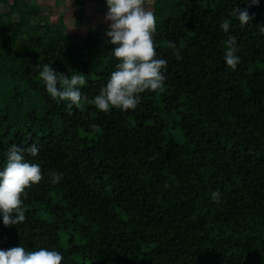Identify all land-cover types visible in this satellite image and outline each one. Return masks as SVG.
Instances as JSON below:
<instances>
[{
    "label": "trees",
    "instance_id": "trees-1",
    "mask_svg": "<svg viewBox=\"0 0 264 264\" xmlns=\"http://www.w3.org/2000/svg\"><path fill=\"white\" fill-rule=\"evenodd\" d=\"M0 3L10 6L0 12V167L12 143L36 142L38 155H25L44 172L27 189L26 219L0 216V248L56 247L64 264H264V0H156L165 88L107 112L93 100L118 63L106 33H69L43 0ZM237 4L252 14L245 26ZM229 17L235 69L223 54ZM45 62L86 76L82 108L49 95Z\"/></svg>",
    "mask_w": 264,
    "mask_h": 264
},
{
    "label": "clouds",
    "instance_id": "clouds-1",
    "mask_svg": "<svg viewBox=\"0 0 264 264\" xmlns=\"http://www.w3.org/2000/svg\"><path fill=\"white\" fill-rule=\"evenodd\" d=\"M259 4L260 0H250ZM108 5L105 18L110 21L106 36L115 47L112 52L118 58L114 70L106 84L94 95V103L102 111L113 107L121 110L135 109L146 90L162 91L167 80V58L157 54L155 33L157 17L146 0H106ZM245 26L252 20L248 8L237 4L232 13ZM232 18L221 21L220 27L227 33L224 60L235 69L242 57L238 54V37L232 33ZM170 45L176 48V55L181 56L175 41ZM39 76L43 79L49 95L57 103L65 102L68 111L82 108L88 96L81 86L86 83V76L78 71L70 75L58 71L50 63L37 65ZM93 127L98 125L93 124ZM39 145L33 142L27 146L12 143L6 154V161L0 167V216L5 225H17L26 219L27 189L44 178L42 165L26 157L25 153L36 156ZM64 173L52 170L50 179L58 184ZM222 193L219 189L211 192V199L219 201ZM0 264H64V253L56 247H26L23 243L7 249L0 248Z\"/></svg>",
    "mask_w": 264,
    "mask_h": 264
},
{
    "label": "rangeland",
    "instance_id": "rangeland-1",
    "mask_svg": "<svg viewBox=\"0 0 264 264\" xmlns=\"http://www.w3.org/2000/svg\"><path fill=\"white\" fill-rule=\"evenodd\" d=\"M25 2L29 0H24ZM47 8H43V14L50 17L52 22H59L67 27L69 33L80 31L81 34L86 35L89 30L93 29L100 32H105L110 23L105 18L108 8H78L75 0L68 1L64 7L67 8H54V0H48ZM91 7V6H88ZM9 10V5L0 3V12L4 13ZM61 14L64 17L61 19ZM174 136L180 142H184V136L180 127L174 130Z\"/></svg>",
    "mask_w": 264,
    "mask_h": 264
},
{
    "label": "crops",
    "instance_id": "crops-1",
    "mask_svg": "<svg viewBox=\"0 0 264 264\" xmlns=\"http://www.w3.org/2000/svg\"><path fill=\"white\" fill-rule=\"evenodd\" d=\"M31 1L32 0H29L27 2L29 3ZM155 1L156 0H146V3L149 6V5L153 4ZM43 2H44V5H43L42 9L43 8H47V6L49 4V1L48 0H43ZM67 2L68 1H65L64 3L60 4L58 2V0H54V8H67V7H64ZM75 2H76V0H75ZM83 2H84V5H79V4L76 3V5H78V8H108L106 0H83ZM88 6H91V7H88ZM9 8H10V6H9ZM62 15L63 14H61V16Z\"/></svg>",
    "mask_w": 264,
    "mask_h": 264
}]
</instances>
